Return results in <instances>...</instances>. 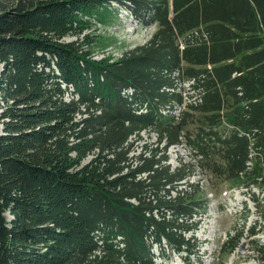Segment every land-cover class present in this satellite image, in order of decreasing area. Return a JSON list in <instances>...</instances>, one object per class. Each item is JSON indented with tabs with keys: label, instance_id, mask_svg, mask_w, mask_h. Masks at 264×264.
Returning <instances> with one entry per match:
<instances>
[{
	"label": "trees",
	"instance_id": "trees-1",
	"mask_svg": "<svg viewBox=\"0 0 264 264\" xmlns=\"http://www.w3.org/2000/svg\"><path fill=\"white\" fill-rule=\"evenodd\" d=\"M110 1L0 0V264L194 255L185 234L207 205L195 166L243 173L246 186L264 170V0H113L157 28L117 60H93L85 17L110 21ZM173 71L200 90L179 120L160 114L184 101L183 88L163 90ZM142 130L156 146L132 154ZM181 144L196 165L171 168L165 152ZM253 252L264 260V245Z\"/></svg>",
	"mask_w": 264,
	"mask_h": 264
},
{
	"label": "rangeland",
	"instance_id": "rangeland-1",
	"mask_svg": "<svg viewBox=\"0 0 264 264\" xmlns=\"http://www.w3.org/2000/svg\"><path fill=\"white\" fill-rule=\"evenodd\" d=\"M112 7L119 9V14H115L114 19L102 24L92 21L94 25L85 29L90 42V44L86 42L85 49L90 52L89 57L96 56V60L106 58L110 62L114 61L126 50L148 40L157 28L153 25L137 30L129 24L133 31H127L128 26H120V22L126 19L125 10L115 4ZM74 40H76L74 35L65 38V42ZM186 93L190 94L191 91L185 89L184 94ZM185 128L193 131L195 124L189 123ZM140 138L134 143L132 154L139 153L143 143L149 147L156 146V134L151 130H143ZM165 154L168 157L166 163L171 168L179 167L181 162L191 161L186 147L170 146ZM193 171L190 181L200 186V192L195 198L204 199L207 205L204 213L201 212V215L194 218L199 222V228L193 233L185 234V237L194 235L198 250L196 254L188 256L174 252L170 254L168 260L157 257L155 250L157 257L155 262L157 264L160 262L163 264H264L262 257L253 252L255 244L264 245V182L260 180L261 177L264 178V170H261L257 184H249V186H246L244 178L225 180L223 177L213 176L201 170L199 166ZM252 232L256 234L253 235ZM231 245L235 247L232 249Z\"/></svg>",
	"mask_w": 264,
	"mask_h": 264
},
{
	"label": "built area",
	"instance_id": "built-area-1",
	"mask_svg": "<svg viewBox=\"0 0 264 264\" xmlns=\"http://www.w3.org/2000/svg\"><path fill=\"white\" fill-rule=\"evenodd\" d=\"M92 21H94V22H95V20H94V19H92ZM96 22H97V21H96ZM93 25H94V23H93ZM98 26H101V25H100V24H98ZM111 27H113V26H111ZM111 27H110V28H111ZM108 28H109V27H108ZM83 32H84L85 34L87 33V32H86V30H84ZM121 56H122V54H121V55H119L117 58H115V60H117V59H118V58H120ZM97 58H99V57H97ZM92 59H93V60H96V56L92 57ZM115 60H114V61H115ZM172 76H173V77H175V76H178V73H177V72H175V73H173V74H172ZM190 83H192V80H190V81H187V82H186V83H184V84H185L186 86H188V85H190ZM169 90L171 91L172 89H169ZM167 112H168L167 110H163V111H162V114H166ZM248 165H249V163H248Z\"/></svg>",
	"mask_w": 264,
	"mask_h": 264
},
{
	"label": "bare ground",
	"instance_id": "bare-ground-1",
	"mask_svg": "<svg viewBox=\"0 0 264 264\" xmlns=\"http://www.w3.org/2000/svg\"><path fill=\"white\" fill-rule=\"evenodd\" d=\"M203 231V230H202ZM203 232H201V234H202Z\"/></svg>",
	"mask_w": 264,
	"mask_h": 264
}]
</instances>
